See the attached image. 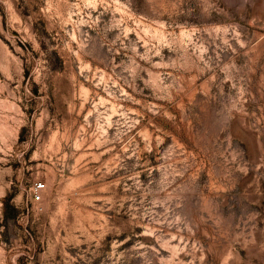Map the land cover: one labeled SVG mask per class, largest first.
I'll return each instance as SVG.
<instances>
[{"label":"rangeland","instance_id":"374dc122","mask_svg":"<svg viewBox=\"0 0 264 264\" xmlns=\"http://www.w3.org/2000/svg\"><path fill=\"white\" fill-rule=\"evenodd\" d=\"M0 264H264V0H0Z\"/></svg>","mask_w":264,"mask_h":264},{"label":"built area","instance_id":"2783aa9c","mask_svg":"<svg viewBox=\"0 0 264 264\" xmlns=\"http://www.w3.org/2000/svg\"><path fill=\"white\" fill-rule=\"evenodd\" d=\"M45 189V184L41 182H37L34 186V191H33V202L34 203H40L41 202V194L42 191Z\"/></svg>","mask_w":264,"mask_h":264}]
</instances>
